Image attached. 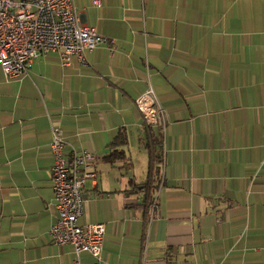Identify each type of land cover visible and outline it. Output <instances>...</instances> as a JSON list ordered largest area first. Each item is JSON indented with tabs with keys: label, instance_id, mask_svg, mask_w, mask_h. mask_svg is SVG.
Listing matches in <instances>:
<instances>
[{
	"label": "crops",
	"instance_id": "0c3cea01",
	"mask_svg": "<svg viewBox=\"0 0 264 264\" xmlns=\"http://www.w3.org/2000/svg\"><path fill=\"white\" fill-rule=\"evenodd\" d=\"M73 1L106 40L84 65L38 56L16 81L0 68V264L93 262L49 238L53 127L64 155L95 156L78 222L104 226L100 264H264V0ZM148 88L159 131L134 105Z\"/></svg>",
	"mask_w": 264,
	"mask_h": 264
},
{
	"label": "built area",
	"instance_id": "2783aa9c",
	"mask_svg": "<svg viewBox=\"0 0 264 264\" xmlns=\"http://www.w3.org/2000/svg\"><path fill=\"white\" fill-rule=\"evenodd\" d=\"M98 4V0H93ZM94 27L80 23L73 0H0V68L7 81L23 80L38 56L56 55L61 66L84 65V54L105 43ZM144 124L159 131L164 120L155 106L151 88L134 101ZM65 142L57 127L51 129L49 150L53 156L50 182L54 222L49 228L50 241L68 245L75 256L86 252L92 264H100L104 243L102 224L80 225L85 199L83 188L95 182L98 172L95 156L88 151L64 155ZM156 199L148 206V220L154 218Z\"/></svg>",
	"mask_w": 264,
	"mask_h": 264
},
{
	"label": "trees",
	"instance_id": "16d2710c",
	"mask_svg": "<svg viewBox=\"0 0 264 264\" xmlns=\"http://www.w3.org/2000/svg\"><path fill=\"white\" fill-rule=\"evenodd\" d=\"M158 133L156 136L151 135L149 137V154L151 156V166L148 170V177L147 181L140 186V189L144 192V194L150 198L151 193L154 191V183H155V177L159 175V166L155 165V157H158L154 154L155 150L158 145L160 146V136L158 137ZM126 144V137L124 135V132L122 130H119L116 137L114 138L111 147L114 146H123ZM124 152L122 150L113 149L106 157L105 160L109 163H114L115 160H122L124 158ZM153 165V166H152ZM150 194V195H149Z\"/></svg>",
	"mask_w": 264,
	"mask_h": 264
},
{
	"label": "rangeland",
	"instance_id": "374dc122",
	"mask_svg": "<svg viewBox=\"0 0 264 264\" xmlns=\"http://www.w3.org/2000/svg\"><path fill=\"white\" fill-rule=\"evenodd\" d=\"M155 152H157V151H155ZM155 154V153H154Z\"/></svg>",
	"mask_w": 264,
	"mask_h": 264
}]
</instances>
